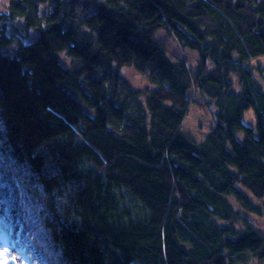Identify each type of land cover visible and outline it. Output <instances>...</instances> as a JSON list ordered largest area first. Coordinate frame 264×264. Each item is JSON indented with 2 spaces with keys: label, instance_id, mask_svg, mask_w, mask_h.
I'll list each match as a JSON object with an SVG mask.
<instances>
[{
  "label": "trees",
  "instance_id": "obj_1",
  "mask_svg": "<svg viewBox=\"0 0 264 264\" xmlns=\"http://www.w3.org/2000/svg\"><path fill=\"white\" fill-rule=\"evenodd\" d=\"M0 20L19 21L0 23V240L17 264L264 260V74L249 63L264 0H9ZM124 67L147 84L117 96ZM191 89L214 106L201 142L182 129Z\"/></svg>",
  "mask_w": 264,
  "mask_h": 264
},
{
  "label": "rangeland",
  "instance_id": "obj_2",
  "mask_svg": "<svg viewBox=\"0 0 264 264\" xmlns=\"http://www.w3.org/2000/svg\"><path fill=\"white\" fill-rule=\"evenodd\" d=\"M9 0H0V13L6 9ZM17 21H7L4 22L0 20V23L6 25L7 32L10 34L13 32V28L18 25ZM38 31L36 29L31 30L24 37V42H31L38 35ZM154 37L157 41H159L162 45H164L167 55H169L172 59L185 60L188 68L192 71L195 70L198 63L199 57L195 50L189 49L187 47H183L177 43L175 38L168 34L165 30H158L154 33ZM60 61L64 63L65 66H69L71 64L70 58L66 56V54L62 53L60 55ZM250 66L257 68L261 67L264 74V55L257 56L251 58L249 60ZM208 67H211V63L208 62ZM147 84V75L140 74L135 72L132 68L124 67L121 69V76L119 83L116 84L115 94L117 96H126L132 90H140L143 86ZM188 97L190 98V106L188 113L184 119L182 129L186 132L193 140L196 142H201L208 134L210 128L214 124L213 120V111L214 106L210 103L206 102V97L201 95L197 90L191 89L188 92ZM255 116L253 110L251 108L245 110L243 123L248 126L255 125ZM242 134L239 133V136ZM253 220H255L256 227L264 233V203H263V212L260 216H254ZM247 263L246 264H264V260H260L258 258H253L250 255L246 256ZM130 264H142L140 260H132ZM241 264V263H236Z\"/></svg>",
  "mask_w": 264,
  "mask_h": 264
},
{
  "label": "snow or ice",
  "instance_id": "obj_3",
  "mask_svg": "<svg viewBox=\"0 0 264 264\" xmlns=\"http://www.w3.org/2000/svg\"><path fill=\"white\" fill-rule=\"evenodd\" d=\"M14 247H10L5 240H0V264H17L18 256L12 255Z\"/></svg>",
  "mask_w": 264,
  "mask_h": 264
}]
</instances>
